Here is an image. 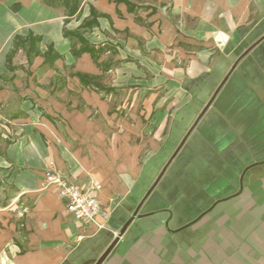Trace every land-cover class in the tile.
Segmentation results:
<instances>
[{
    "label": "crops",
    "instance_id": "0c3cea01",
    "mask_svg": "<svg viewBox=\"0 0 264 264\" xmlns=\"http://www.w3.org/2000/svg\"><path fill=\"white\" fill-rule=\"evenodd\" d=\"M77 35L97 56L77 54L83 46ZM263 36L264 0H0V104L23 75L16 65L25 53L29 66L82 67L72 74L79 97L88 109L105 106L118 89L94 70L108 72L100 59L112 52L154 70L163 94L154 91L142 116L166 103L144 156L126 147L97 150L82 167L57 139L99 143L103 134L93 132L84 109L71 105V113L54 97L66 82L44 107L23 98L42 112L46 127L0 148V264H96L117 238L102 264H264V39L257 43ZM52 109L65 112L69 140ZM25 114L31 111L21 106L11 120ZM51 163L76 183L101 186L98 225L84 226L55 188L42 189Z\"/></svg>",
    "mask_w": 264,
    "mask_h": 264
},
{
    "label": "rangeland",
    "instance_id": "374dc122",
    "mask_svg": "<svg viewBox=\"0 0 264 264\" xmlns=\"http://www.w3.org/2000/svg\"><path fill=\"white\" fill-rule=\"evenodd\" d=\"M76 45L78 46L79 44L77 43ZM2 56H0V59ZM19 56L22 61H18L19 63L16 65L17 71L23 73V75H19L16 79L17 84L10 87L12 95L7 98V101H3L0 104V148L27 136L39 135L36 127H46L42 122V112L32 108V104L29 101H24L23 98H33L38 105L44 107L50 96L49 94H55L56 92L53 88L66 82L67 89L57 95V97H54L67 103L70 111L72 106L73 108L84 109L89 121L93 123V132L99 135L103 134V140L99 143L74 141L65 144L57 139L56 142L60 150H66L71 156L76 157L82 167H84V163H90L95 158L97 150L112 152L126 147L129 151L137 150L142 152V156L145 155L148 151V142L156 131L155 115L166 108L165 103V107L157 109L153 116L149 117V114L141 115L144 111L145 102L149 100L150 96H154V91L159 92L160 95L163 94L160 88L154 87L153 69L144 70V65L137 64L139 65L138 67L136 64L130 63L128 58L122 57L116 52L105 54L100 59L101 68L103 69L107 65L109 66V71L105 73L100 68L94 71L103 74L99 81H102L107 86H115L118 89V93L113 97L106 96L104 98L105 106L99 105V107L88 109L85 102L79 97V93H77L80 86L72 78V74L80 66L77 67L75 63L72 65L66 62L53 69L45 64L37 65L34 63L29 66L25 60V53H21ZM0 65L2 67V63ZM148 66L152 68L154 65L149 63ZM135 68L142 72H136ZM141 73L146 77H137ZM68 76L72 79L68 78ZM14 101H16V104ZM160 101L161 96H158L156 102ZM18 103H20V106L14 108L15 105H19ZM12 106L13 108L10 109ZM21 106L24 109H30L31 114H25L26 118L23 121L11 120V115L18 112ZM50 112L55 116L58 126L63 128L62 133L65 139L69 140V133H65L66 127L64 128L67 125L65 112L61 116L57 115L58 112L54 109L50 110ZM18 132L21 133L19 134ZM67 145L70 146L68 147Z\"/></svg>",
    "mask_w": 264,
    "mask_h": 264
},
{
    "label": "built area",
    "instance_id": "2783aa9c",
    "mask_svg": "<svg viewBox=\"0 0 264 264\" xmlns=\"http://www.w3.org/2000/svg\"><path fill=\"white\" fill-rule=\"evenodd\" d=\"M41 187L43 190L55 188L75 220L84 226L98 225L97 220L103 214V207L95 192L101 186L92 181L76 183L51 163L43 175Z\"/></svg>",
    "mask_w": 264,
    "mask_h": 264
},
{
    "label": "water",
    "instance_id": "95a60500",
    "mask_svg": "<svg viewBox=\"0 0 264 264\" xmlns=\"http://www.w3.org/2000/svg\"><path fill=\"white\" fill-rule=\"evenodd\" d=\"M264 39V36L257 42L259 43L260 41H262ZM248 51V50H247ZM238 62H235V64L232 66L231 70L229 71V73L225 76V78L222 80V82L219 84V86L217 87V89L215 90L212 98L209 100V102L207 103V105L205 106V108L202 110V112L200 113V115L197 117V119L195 120L192 128H190V130L187 132V134L185 135L184 139L182 140L180 146L177 148L176 152L174 153V155L172 156V158L169 160L168 164L165 166V168L162 170V172L159 174V176L157 177V179L155 180L154 184L152 185V187L150 188V190L147 192L146 197H148L151 192L154 190V188L157 186V184L159 183L160 179L162 178V176L164 175L168 165L172 162V160L174 159V157L176 156V154L178 153V151L181 149V147L184 145V143L186 142V140L188 139V137L190 136V134L192 133L193 129L197 126L198 122L200 121V119L202 118V116L204 115V113L206 112V110L211 106L212 102L214 101L215 97L217 96V94L219 93L220 89L223 87V85L226 83V81L228 80L229 76L231 75V73L235 70L236 66H237ZM144 201V200H143ZM139 208L136 209V211L134 212L133 216L128 220V222L125 224V226L123 227V229L120 232V236H122L125 231L127 230V228L129 227V225L132 223V221L134 219H136V217L138 216L139 213ZM119 241V238H117L115 240V242L106 250V252L99 258V260L96 262V264H102L105 259L107 258V256L110 254V252L112 251V249L114 248V246L117 244V242Z\"/></svg>",
    "mask_w": 264,
    "mask_h": 264
},
{
    "label": "trees",
    "instance_id": "16d2710c",
    "mask_svg": "<svg viewBox=\"0 0 264 264\" xmlns=\"http://www.w3.org/2000/svg\"><path fill=\"white\" fill-rule=\"evenodd\" d=\"M92 22H87L86 25H90ZM82 42L83 46L80 48L79 52L77 54L83 53V52H91L93 56H97V51L93 48L88 46L87 41L81 36L77 35Z\"/></svg>",
    "mask_w": 264,
    "mask_h": 264
}]
</instances>
